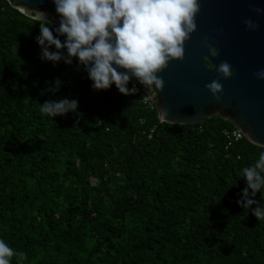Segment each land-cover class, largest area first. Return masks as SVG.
I'll use <instances>...</instances> for the list:
<instances>
[{"label":"trees","instance_id":"16d2710c","mask_svg":"<svg viewBox=\"0 0 264 264\" xmlns=\"http://www.w3.org/2000/svg\"><path fill=\"white\" fill-rule=\"evenodd\" d=\"M38 21L0 0V237L25 264H264V222L237 203L264 147L217 116L154 135L138 86L95 91L78 60L43 62ZM64 97L78 113L39 111Z\"/></svg>","mask_w":264,"mask_h":264},{"label":"clouds","instance_id":"9594fccd","mask_svg":"<svg viewBox=\"0 0 264 264\" xmlns=\"http://www.w3.org/2000/svg\"><path fill=\"white\" fill-rule=\"evenodd\" d=\"M59 16V26L40 13L38 23L42 25L41 36L36 41L40 46L41 60L53 65L63 61L72 64L78 60L79 66L88 73L95 91H106L113 85L125 95L139 91L137 84L145 89L163 90L164 80L158 75L172 60H183L185 42L196 31L195 17L200 11L199 0H53ZM258 16L264 8L253 7ZM250 31L259 28L258 22L244 21ZM63 37V40L61 39ZM55 49L54 51L52 49ZM211 56L219 55L215 48ZM206 66L215 68L223 79L233 75L232 66L227 61L217 68L210 58ZM77 70H80L79 67ZM264 80V69L255 73ZM57 79L47 91L57 92L62 86ZM132 87H129V84ZM206 88L219 99L223 85L213 80ZM78 99L67 97L40 103L42 115L51 119L78 113ZM241 175L246 181L241 199L237 203L250 209L259 222H264V149L255 161L243 167ZM257 193L261 199H254ZM25 264L28 256L16 251L0 237V264Z\"/></svg>","mask_w":264,"mask_h":264},{"label":"water","instance_id":"95a60500","mask_svg":"<svg viewBox=\"0 0 264 264\" xmlns=\"http://www.w3.org/2000/svg\"><path fill=\"white\" fill-rule=\"evenodd\" d=\"M22 14L39 20L45 13L54 25L59 16L53 0H7ZM195 17L196 31L185 42L183 60H172L158 75L164 80L163 90L149 91L137 86L154 104L158 126L162 122L194 124L212 116L231 122L245 139L264 147V80L255 73L264 69V14L253 7L264 8V0H199ZM259 23L256 31L247 29L244 21ZM219 55L211 56L210 49ZM206 58L218 68L227 61L233 75L223 79L215 68L206 66ZM219 80L223 90L219 99L206 88Z\"/></svg>","mask_w":264,"mask_h":264},{"label":"built area","instance_id":"2783aa9c","mask_svg":"<svg viewBox=\"0 0 264 264\" xmlns=\"http://www.w3.org/2000/svg\"><path fill=\"white\" fill-rule=\"evenodd\" d=\"M140 96L142 97V100L144 102L150 101V99L148 98V96L144 92L140 93ZM224 133H225L226 138L229 139L230 141L238 140V139L243 137L242 132L236 128H234L232 130L226 129V130H224ZM229 144H230V142H229Z\"/></svg>","mask_w":264,"mask_h":264}]
</instances>
